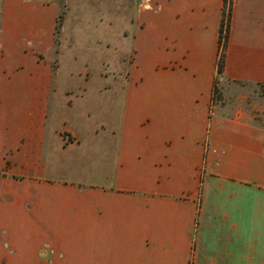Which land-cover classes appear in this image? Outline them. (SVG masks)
Instances as JSON below:
<instances>
[{"label": "crops", "instance_id": "1", "mask_svg": "<svg viewBox=\"0 0 264 264\" xmlns=\"http://www.w3.org/2000/svg\"><path fill=\"white\" fill-rule=\"evenodd\" d=\"M4 72L0 0V264H264V128L210 118L189 82L155 118L139 89L108 130L60 126L56 82ZM224 73L264 86V0H235Z\"/></svg>", "mask_w": 264, "mask_h": 264}, {"label": "rangeland", "instance_id": "2", "mask_svg": "<svg viewBox=\"0 0 264 264\" xmlns=\"http://www.w3.org/2000/svg\"><path fill=\"white\" fill-rule=\"evenodd\" d=\"M154 1L2 0L4 78L14 75V87L25 79L56 82L57 107L50 112L60 126L92 120L108 130L113 109L120 114L139 89L145 115L155 118L160 88L182 96L189 82L186 88L192 93L195 87L210 118L240 115L264 128V86L225 79L235 0H223L221 9V0ZM140 39L141 52L133 45ZM24 105L14 104L17 110ZM185 105L178 104L179 122Z\"/></svg>", "mask_w": 264, "mask_h": 264}, {"label": "trees", "instance_id": "3", "mask_svg": "<svg viewBox=\"0 0 264 264\" xmlns=\"http://www.w3.org/2000/svg\"><path fill=\"white\" fill-rule=\"evenodd\" d=\"M220 33L222 34L223 33V28L221 27L220 29ZM221 40V39H220ZM223 69H221V72H222Z\"/></svg>", "mask_w": 264, "mask_h": 264}]
</instances>
